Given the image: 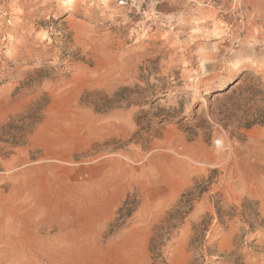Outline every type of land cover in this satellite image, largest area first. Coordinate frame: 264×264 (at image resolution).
Returning <instances> with one entry per match:
<instances>
[{
    "label": "rangeland",
    "instance_id": "rangeland-1",
    "mask_svg": "<svg viewBox=\"0 0 264 264\" xmlns=\"http://www.w3.org/2000/svg\"><path fill=\"white\" fill-rule=\"evenodd\" d=\"M0 264H264V0H0Z\"/></svg>",
    "mask_w": 264,
    "mask_h": 264
},
{
    "label": "built area",
    "instance_id": "built-area-1",
    "mask_svg": "<svg viewBox=\"0 0 264 264\" xmlns=\"http://www.w3.org/2000/svg\"><path fill=\"white\" fill-rule=\"evenodd\" d=\"M128 2V0H120V4H126Z\"/></svg>",
    "mask_w": 264,
    "mask_h": 264
}]
</instances>
